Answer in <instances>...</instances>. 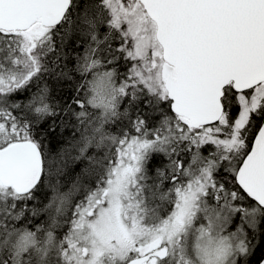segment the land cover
<instances>
[{
	"label": "snow or ice",
	"instance_id": "1",
	"mask_svg": "<svg viewBox=\"0 0 264 264\" xmlns=\"http://www.w3.org/2000/svg\"><path fill=\"white\" fill-rule=\"evenodd\" d=\"M0 264H264V0H0Z\"/></svg>",
	"mask_w": 264,
	"mask_h": 264
}]
</instances>
